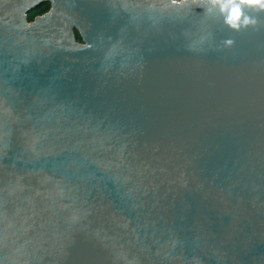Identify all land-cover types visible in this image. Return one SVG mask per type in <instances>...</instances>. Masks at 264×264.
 Instances as JSON below:
<instances>
[{
    "label": "water",
    "instance_id": "1",
    "mask_svg": "<svg viewBox=\"0 0 264 264\" xmlns=\"http://www.w3.org/2000/svg\"><path fill=\"white\" fill-rule=\"evenodd\" d=\"M242 10L0 0V264H264V10Z\"/></svg>",
    "mask_w": 264,
    "mask_h": 264
},
{
    "label": "clouds",
    "instance_id": "2",
    "mask_svg": "<svg viewBox=\"0 0 264 264\" xmlns=\"http://www.w3.org/2000/svg\"><path fill=\"white\" fill-rule=\"evenodd\" d=\"M174 4H183L186 0H172ZM195 3V0H193ZM213 7L218 6L221 14L224 15L225 23H227L233 29L239 30L241 27H247L248 25H255L257 21L248 15H245L242 6H253L258 10H264V0H207ZM209 8L207 11H211ZM77 35L79 36V30L77 29ZM81 44L84 43L83 37H80ZM232 40H227L226 44L232 45Z\"/></svg>",
    "mask_w": 264,
    "mask_h": 264
},
{
    "label": "trees",
    "instance_id": "3",
    "mask_svg": "<svg viewBox=\"0 0 264 264\" xmlns=\"http://www.w3.org/2000/svg\"><path fill=\"white\" fill-rule=\"evenodd\" d=\"M51 6L50 2H44L42 3L38 8H36L35 10H33L30 14H29V18L32 20L37 14H41L46 12L47 10H49ZM77 33V31H76ZM79 37H81V34L79 32Z\"/></svg>",
    "mask_w": 264,
    "mask_h": 264
}]
</instances>
